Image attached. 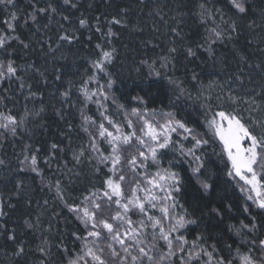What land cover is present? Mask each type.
<instances>
[{
	"label": "trees",
	"instance_id": "16d2710c",
	"mask_svg": "<svg viewBox=\"0 0 264 264\" xmlns=\"http://www.w3.org/2000/svg\"><path fill=\"white\" fill-rule=\"evenodd\" d=\"M14 2L15 8L0 5V36L6 38L5 48L0 49V64L4 65L0 68L4 73L0 77V114L23 123L16 135L0 129V160L5 162L0 165V209L6 213L0 216L4 226L0 228V264H40L45 259L40 248L48 250L47 264H67L66 255L74 258L80 253L82 241L73 233L83 236L86 231L67 205H79L84 196L101 188L102 174L95 171L98 160L91 156L81 112L97 119L82 90L98 76L93 62L102 51L112 52L102 77L105 84L114 81L108 96L112 103L115 97V106L104 104L107 117L123 123L126 113L137 106L132 97L139 96L145 101L139 107H146L150 114L153 109L158 117L172 112L175 119L209 140L196 153L204 164L199 180L211 185L207 192L191 171L196 166L193 157L181 152L192 147L191 136L172 135L173 143L161 157L160 168H169L182 178L181 191L174 193L177 207L171 221L175 223L179 216L197 221L173 233L183 234L188 241L185 252L171 258L173 264H181L180 256L188 255L198 236L204 237L197 241L201 248L212 252L215 246L217 251L211 261L202 254L191 264H215L220 257L240 264L243 255L259 256L252 241L264 239V210L250 202L227 175L229 163L207 121L221 110L235 108L247 117L249 107L264 109V0H244V14L228 0H73L76 8L64 5L63 0ZM48 3L57 13L38 14L33 23L29 17L32 6L47 7ZM200 3H206L215 14V25L225 31L224 39L212 44L210 51L205 38L207 29L215 25L200 22ZM10 12L19 17L15 32L4 23ZM61 13L70 20H63ZM114 17L122 23L112 24ZM80 18H87V28L80 27ZM233 21L234 32L229 27ZM109 28L114 35H107ZM64 34L74 38L71 42L59 40ZM173 48L176 51L170 52ZM189 48L195 55H188ZM10 60L17 69L15 75L7 73ZM212 87L216 92H211ZM53 143L59 151L51 150ZM81 150L88 163L81 159L77 164L73 159V153ZM32 154L37 156L39 174L22 168L24 156ZM152 169L157 167L146 170ZM57 181L63 200L57 195ZM212 208L220 209L221 215ZM243 224L249 227L243 228ZM12 232L15 242L8 240ZM21 242L25 255L14 257L13 250ZM158 247L167 251L163 241Z\"/></svg>",
	"mask_w": 264,
	"mask_h": 264
},
{
	"label": "snow or ice",
	"instance_id": "6c2138e0",
	"mask_svg": "<svg viewBox=\"0 0 264 264\" xmlns=\"http://www.w3.org/2000/svg\"><path fill=\"white\" fill-rule=\"evenodd\" d=\"M232 8L237 12L244 14L247 9L243 0H228ZM64 5H70L76 8L77 4L73 0H63ZM0 5L5 8L11 6L15 8L14 0H0ZM33 11L29 17L33 23L37 22L38 14H52L57 13V8L52 3H48L47 7L32 6ZM199 12L200 22L208 24L211 22L215 25V14L207 8L206 3H200ZM216 11H220L217 9ZM62 15L63 20L69 21L70 18ZM19 17L16 12L9 13V19L4 23L8 30L16 31V22ZM112 24H121L119 18L114 17ZM27 24V20H25ZM79 25L81 28L88 27L87 18H80ZM46 26V25H45ZM61 27H63L61 25ZM231 30L236 31V25L233 21L229 25ZM100 29L97 28V31ZM209 35L206 37L208 42V50H211L212 44L217 41H222L225 37V31L219 30V25H215L207 29ZM107 35H114L111 28ZM18 39V37H16ZM74 37L69 34H64L59 37V40L71 42ZM21 44L25 48L28 44L22 40ZM6 38L0 36V49H4ZM97 48L101 45L97 44ZM170 52H175L176 49H170ZM188 55H195L191 48L188 49ZM165 59L166 58H162ZM112 60V52L102 51L100 57L93 62V67L98 71L107 74L106 63ZM164 66V65H162ZM4 65L0 64V68ZM7 73L15 75L17 69L13 66L10 60L7 63ZM159 75V73H156ZM4 73L0 72V77ZM195 79V77H193ZM93 79V77H89ZM87 84V82H85ZM114 81L109 79L106 85L100 86L101 90L97 92H89L87 87L82 90L85 101H92L94 96L98 94L104 100L108 99L107 94L103 91L104 88L111 89ZM169 83H175L169 81ZM23 86V85H22ZM180 87L179 84L176 85ZM184 89L181 88L183 94ZM32 95H36L33 93ZM67 95V93H63ZM132 100L137 103V106L132 107L128 116L135 117L140 123L139 128H135L132 119H127V127L133 129L131 132H123L121 127L109 119L104 113V119L115 131H110L103 122L99 123L95 131H90V126L96 125V121L81 112L83 120V131L89 137V149L95 153L98 158V164L95 169L97 173L102 174L101 188L99 190L102 194L93 192L90 196H84L79 205H67L69 211L76 214V218L84 225L86 235H78L73 233L77 240L82 241L80 253L74 258L67 256V264H163L167 261L168 264H173L171 258L176 256L177 252L183 254L185 252V245L188 244L187 239L183 234L173 236V233L179 232L189 224H196L195 219H186L185 216H179L175 219V223L165 226V220L173 218L172 211L177 207L174 193H178L182 188V178L180 175L171 171L169 168H160L161 157L166 154V150L172 145L171 133L177 132L178 129L183 133H188L193 142L192 147L187 149L185 153L181 150L183 155L193 157L196 166L191 168L193 175L199 180L201 169L204 167L201 156L197 155V150L209 144L208 139H204L202 135L195 134V130L189 128L183 121L175 119L172 112L160 113L164 123L148 119L149 110L139 107L145 104L142 97L134 96ZM235 104L237 101L233 99ZM115 103V97H113ZM254 104L255 101H252ZM100 107H103L101 104ZM120 109H125L124 104L119 105ZM248 116L243 112L237 111L235 108L232 111H218L212 119L207 121L208 128L212 131L222 145V152L227 156V162L230 167L227 171L229 177H239L244 181L245 185L251 186L250 191L255 193V197L248 195V200H253L256 206L264 210V183L261 180L264 176V109L258 108L253 110L251 107L246 109ZM153 117L157 114L153 109L151 110ZM39 115V113H37ZM218 117V119H217ZM0 129L9 131L12 135H16L17 128L23 121H17L12 115L4 116L0 114ZM188 139V136H184ZM98 140L106 142L110 151L102 149ZM51 150L59 151L60 148L56 143L51 144ZM37 152L39 149L36 150ZM107 151V154H105ZM85 152L81 150L79 153H73V159L77 164L81 163V158L84 157ZM149 161L152 165L157 167V171L151 177L144 176L142 179L137 177L140 175L139 169H147ZM26 164L31 171L39 174L37 168V156L35 154L25 155L22 164ZM91 162V161H90ZM4 160H0V165L4 164ZM103 165L107 168V172L99 166ZM23 170V169H22ZM259 170V172H258ZM132 173V175H129ZM125 182L131 188V194L125 191ZM202 189L207 192L211 185L206 181L199 180ZM144 184V187L141 185ZM150 186V187H149ZM19 188V185H17ZM57 195L61 200L64 199L60 182H56ZM244 191L243 188H241ZM143 192L140 196L138 193ZM163 193V195H158ZM170 202V203H169ZM11 206V205H10ZM159 208L160 217L149 214V209ZM230 210V206H228ZM187 211V210H185ZM212 212L221 215V210L212 208ZM247 211V209H245ZM6 213L0 209V216ZM131 214V215H130ZM139 214L142 218L138 221H133L132 215ZM32 227L31 224L28 225ZM0 225V228H3ZM243 228H248L247 224L242 225ZM256 225L252 224V229ZM151 229V240L148 241V229ZM91 238V239H89ZM8 240L15 242L16 236L14 232L8 235ZM204 240L203 236H198L197 241ZM160 241L164 242L167 251L162 252L158 245ZM197 241H193L190 246V251L185 257L180 256L181 264H191L192 261H199L202 254L209 257V261L213 259V252L217 251L215 246H212L213 251L207 252L206 249L200 247ZM259 252V256L243 255L240 257V264H264V239H260L258 243L252 241ZM231 249V245H227ZM199 249V250H197ZM44 254L45 259L40 261V264H47L48 250L44 248L38 249ZM251 251V250H250ZM64 252L67 254L68 250L65 248ZM239 252V249H237ZM107 253V255H105ZM25 255V246L23 242L16 244L13 250L14 257H21ZM215 264H233V260L228 257H220L215 260Z\"/></svg>",
	"mask_w": 264,
	"mask_h": 264
},
{
	"label": "rangeland",
	"instance_id": "374dc122",
	"mask_svg": "<svg viewBox=\"0 0 264 264\" xmlns=\"http://www.w3.org/2000/svg\"><path fill=\"white\" fill-rule=\"evenodd\" d=\"M244 1V0H243ZM95 69V68H94ZM96 73H98V76L94 79V80H92V82H91V84H89L88 86H87V89H88V91L89 92H97V93H99V91L101 90V88H100V86H103V85H106L105 83H103V80L104 81H106L105 80V78H102V77H104L105 76V74H103L102 72H98L96 69H95V74ZM103 74V75H102ZM212 90H211V92L212 91H214V92H216V90H215V88H211ZM103 91L107 94V96H108V89L107 88H104L103 89ZM213 98L214 97H209V99L211 100V101H213ZM111 100V101H110ZM88 104H90V105H92L94 108H93V112L95 113V114H97V119L95 120L96 121V125H92V126H90V131H95V128H96V126L99 124V123H101V122H103L104 124H105V126L106 127H108L109 128V130L110 131H115L112 127H111V125H109L108 124V122H107V120H105L104 119V116H102L101 115V113H104V115H106L107 116V114L104 112L105 111V107H104V104L106 103H110V104H112L113 106H115L113 103H112V99H111V97H109L108 96V99L107 100H104L103 99V97L102 96H100L99 94L97 95V96H94L93 98H92V101H86ZM103 105V107H100V105ZM97 105V106H96ZM95 107H96V109H95ZM130 113V112H129ZM95 117V116H94ZM96 118V117H95ZM109 118V117H108ZM125 118H126V120H124L123 121V123H121V124H118V123H116L112 118H109V119H111L114 123H116L117 125H119L120 127H121V130L123 131V132H125V133H127V132H131L133 129H130V128H128L127 127V119H132L133 120V124H134V127L135 128H139L140 127V123L141 122H138L137 120H136V118L135 117H131V116H128L127 115V113H126V115H125ZM148 119H150V120H155V121H159L160 123H164V120L161 118V117H158V116H154L153 117V115L152 114H150L149 113V115H148ZM212 119V118H211ZM217 119H218V117H217ZM210 131V130H209ZM211 132V134L213 135V133H212V131H210ZM172 135H180V136H190L188 133H183V131L182 130H180V129H178L177 130V132H174V133H171V136ZM213 137H214V135H213ZM215 139H216V141L219 143V145L221 146V149H222V145L220 144V142H219V140L216 138V137H214ZM88 140H89V137H88ZM98 143H99V145H100V147L102 148V149H105V150H108V151H110V147H109V145L106 143V142H104V141H100V140H98ZM91 151V150H90ZM91 156L95 159V160H98V158H97V156H96V154L95 153H93V152H91ZM105 154H107V151H105ZM224 154V153H223ZM224 156L226 157V159H227V156H226V154H224ZM81 159H86V162L88 163L89 161H88V159L85 157V155H84V157H82ZM23 161V160H22ZM22 164V163H21ZM26 164H27V162L25 163V164H22V168L24 169V170H28V171H31L30 170V168H28L27 166H26ZM151 166H153L152 164H151V162L149 161V167H151ZM155 166V165H154ZM148 167V168H149ZM229 167H230V164H229ZM154 168V167H153ZM139 171V173H140V175L137 177L138 179H142L144 176H147V177H151L152 175H154L155 174V172L157 171V169L155 170H146V169H139L138 170ZM258 172H259V170H258ZM129 175H132V173H129ZM232 179H233V181L236 183V185H237V187L239 188V190L246 196V198H247V196L248 195H252L253 197H255V193L254 192H251L250 191V188H251V186H249V185H245L244 184V181H242V180H240L239 179V177H231ZM145 185L144 184H142L141 185V187H144ZM150 187V186H149ZM241 188H243L244 189V191H242L241 190ZM99 190L100 189H96V190H93V192H96L97 194H102V193H100L99 192ZM125 191H126V193L127 194H131V188H130V186L128 185V183L127 182H125ZM93 192H91L90 193V195L93 193ZM140 196H143L144 195V193L143 192H140V193H138ZM89 195V196H90ZM158 195H163V193H158ZM250 202H252L253 204H255L254 202H253V200H249ZM170 203V202H169ZM256 205V204H255ZM71 212V211H70ZM73 215H74V217H75V219L81 224V226L84 228V225L76 218V214L74 213V212H71ZM158 213H160V211H159V208L157 207V208H155V209H152V208H150L149 209V214L150 215H154V216H156V217H160L161 216V213L160 214H158ZM131 215V214H130ZM142 217L139 215V214H136V215H132V219H133V221H138L139 219H141ZM174 222L173 221H171V220H165L164 221V224H165V226L167 227V226H169L170 224H173ZM85 229V228H84ZM148 233H149V235H148V241H150L151 240V229L149 228L148 230ZM89 239H91V238H89ZM105 255H107V253H105Z\"/></svg>",
	"mask_w": 264,
	"mask_h": 264
}]
</instances>
